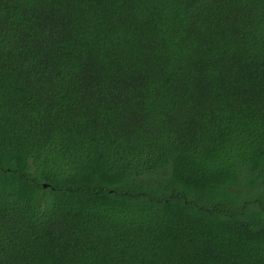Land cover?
<instances>
[{
	"label": "trees",
	"instance_id": "obj_1",
	"mask_svg": "<svg viewBox=\"0 0 264 264\" xmlns=\"http://www.w3.org/2000/svg\"><path fill=\"white\" fill-rule=\"evenodd\" d=\"M0 264H264V0H0Z\"/></svg>",
	"mask_w": 264,
	"mask_h": 264
},
{
	"label": "water",
	"instance_id": "obj_2",
	"mask_svg": "<svg viewBox=\"0 0 264 264\" xmlns=\"http://www.w3.org/2000/svg\"><path fill=\"white\" fill-rule=\"evenodd\" d=\"M44 187H47V185H44Z\"/></svg>",
	"mask_w": 264,
	"mask_h": 264
}]
</instances>
